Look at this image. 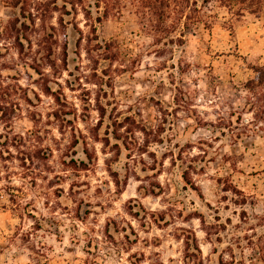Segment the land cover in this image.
<instances>
[{
    "label": "rangeland",
    "instance_id": "374dc122",
    "mask_svg": "<svg viewBox=\"0 0 264 264\" xmlns=\"http://www.w3.org/2000/svg\"><path fill=\"white\" fill-rule=\"evenodd\" d=\"M96 2L0 0V264H264V12L191 0L158 40L141 0Z\"/></svg>",
    "mask_w": 264,
    "mask_h": 264
},
{
    "label": "trees",
    "instance_id": "16d2710c",
    "mask_svg": "<svg viewBox=\"0 0 264 264\" xmlns=\"http://www.w3.org/2000/svg\"><path fill=\"white\" fill-rule=\"evenodd\" d=\"M96 7H103V14L105 17H108L111 9L117 7L119 12L121 11L120 0H96ZM209 0H204L208 2ZM223 6L228 8V11L234 17H244L247 14L253 16H260L264 12V0H219ZM197 0H194L193 4L197 5ZM103 4V5H101ZM172 4L176 5L177 17L172 23H168L169 19V10L171 9ZM191 0H141V7L143 9L144 17L140 21L142 28H146L147 32L157 36L158 40L163 39L164 37L171 36V33L177 32L181 25V20L183 17L188 18V14L185 9L190 8L193 11H198L195 6L192 8ZM199 12V11H198ZM98 21L101 20V17L97 18ZM144 21V22H142ZM36 18L32 17L29 19V24L35 26ZM94 30H96L94 28ZM27 39V37H26ZM17 44L20 46V52L23 53L25 49L24 42L21 41V36L18 34L16 36ZM66 42V40H65ZM28 49L32 51L33 43L28 39ZM58 43L59 37L57 35L56 29L54 26L50 27V31L47 30L42 38L36 43L40 46L36 53L39 54L38 57H34L33 60L41 67L48 65L51 68H60L58 64ZM65 43V53L67 51ZM64 63L66 59H63ZM254 75L248 79L246 83V88L250 92V95L247 98L246 107L247 112L253 113V119L247 120L248 126L256 127L259 124L264 122V63H257L251 67ZM47 93L51 92V87L47 84L46 86ZM58 99L60 96H57ZM260 127V126H259ZM196 249L199 247L196 244ZM202 262V261H201Z\"/></svg>",
    "mask_w": 264,
    "mask_h": 264
}]
</instances>
